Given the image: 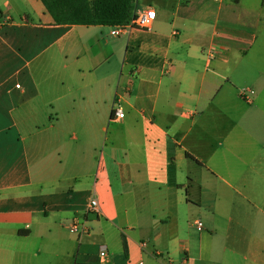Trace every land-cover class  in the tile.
Returning a JSON list of instances; mask_svg holds the SVG:
<instances>
[{"label":"crops","instance_id":"obj_1","mask_svg":"<svg viewBox=\"0 0 264 264\" xmlns=\"http://www.w3.org/2000/svg\"><path fill=\"white\" fill-rule=\"evenodd\" d=\"M134 1L0 0V264H264V0Z\"/></svg>","mask_w":264,"mask_h":264},{"label":"trees","instance_id":"obj_2","mask_svg":"<svg viewBox=\"0 0 264 264\" xmlns=\"http://www.w3.org/2000/svg\"><path fill=\"white\" fill-rule=\"evenodd\" d=\"M43 4L56 25L123 26L135 9L134 0H43Z\"/></svg>","mask_w":264,"mask_h":264},{"label":"built area","instance_id":"obj_3","mask_svg":"<svg viewBox=\"0 0 264 264\" xmlns=\"http://www.w3.org/2000/svg\"><path fill=\"white\" fill-rule=\"evenodd\" d=\"M220 1V0H217ZM156 11L152 9L145 10L141 13H137L131 21L127 25L123 26H115L112 28L111 34L115 37L121 36L128 30L132 29H149L152 27L154 21L156 20ZM251 92V91H250ZM253 93V92H251ZM248 100V99H247ZM115 116L118 119H123L125 114L121 107L115 108ZM100 206L98 200L94 197L90 200L88 205V213H99ZM200 227H203V223H199ZM70 231L72 234L81 239L83 236L88 235L90 233V227L88 226L86 221H80L78 219L74 220L70 226ZM107 253V248L102 247L100 251V255L105 257Z\"/></svg>","mask_w":264,"mask_h":264},{"label":"rangeland","instance_id":"obj_4","mask_svg":"<svg viewBox=\"0 0 264 264\" xmlns=\"http://www.w3.org/2000/svg\"><path fill=\"white\" fill-rule=\"evenodd\" d=\"M91 253H94V250H91Z\"/></svg>","mask_w":264,"mask_h":264}]
</instances>
